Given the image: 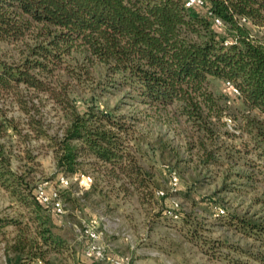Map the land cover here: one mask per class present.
<instances>
[{
  "label": "trees",
  "instance_id": "16d2710c",
  "mask_svg": "<svg viewBox=\"0 0 264 264\" xmlns=\"http://www.w3.org/2000/svg\"><path fill=\"white\" fill-rule=\"evenodd\" d=\"M211 16L221 24H214ZM9 45L15 54L0 48L2 90L14 92L23 84L52 94L55 83L64 86V94L53 98L67 102L72 90L60 74L84 88L94 81L96 93L80 106L64 107L66 121L59 136H49L37 120L31 126L35 137L50 143L62 175L79 172L84 163L102 166L108 176L125 180L135 190L149 184L148 173L127 150L125 115L117 112V104H98L107 91H124L140 103L173 105L197 133L200 163L220 164V157L230 156L212 141L211 118L219 120L224 107L217 102L220 96L208 89L209 79L221 80L225 103L238 98L253 112L244 114L240 132L248 137L244 147L250 145L263 159L264 171V0H203L200 7H185L184 0H0V46ZM73 54L80 55V62L72 60ZM225 80L238 95L225 88ZM0 117V189L28 209L18 218L0 217V228L15 227L5 238V264L35 259L60 264L58 256L69 245L53 231L51 214L35 197L37 183L28 168L12 167L3 137L7 129L17 135L20 130L11 119ZM174 212L182 216L179 209ZM228 218L240 233L264 241V223L252 215Z\"/></svg>",
  "mask_w": 264,
  "mask_h": 264
},
{
  "label": "rangeland",
  "instance_id": "374dc122",
  "mask_svg": "<svg viewBox=\"0 0 264 264\" xmlns=\"http://www.w3.org/2000/svg\"><path fill=\"white\" fill-rule=\"evenodd\" d=\"M223 29L220 27L219 33ZM0 48L15 54L12 45ZM72 56V60L80 62V55ZM91 71L92 78H96L95 71ZM60 75L64 82H69L67 89L72 90L67 102L53 98V94H64V86L55 83L52 94L23 84L14 92L0 89V115L11 119L20 130L17 135L7 129L3 137L11 149L12 167L28 168L33 182H48L46 187L56 185L62 172L55 167L47 139L34 136V120L49 136H59L66 121L64 107L80 106L82 100L96 93L94 81L85 83L89 87L84 88L83 84ZM208 89L220 96L217 102L224 107L219 120L211 118L215 130L212 141L230 156H219L220 164L216 165L200 163L197 133L175 112L173 105L140 103L125 97L124 91H107L98 98L100 106L111 108L117 104V112L125 115L129 124L127 150L148 173L149 184L135 190L125 180L116 181L108 176L102 166L97 169L82 163L79 172L90 175L95 188L91 190V185L78 195L73 183L66 190L59 188L64 213L55 215L46 207L53 231L69 245L58 256L60 264H108L83 257L85 240L80 234L81 225L90 218L98 220V241L104 253L127 255L132 264H264V241L240 233L228 218L245 214L264 223L263 159L255 155L250 145L244 147L248 137L240 132L244 114L253 112L238 98L225 103L221 80L209 79ZM225 117L230 118L229 124ZM168 171H174L178 178L174 191L169 190ZM124 186L127 190H123ZM157 190L163 195H157ZM171 200L177 202L183 217L173 219L163 214L164 209L170 208ZM27 210L0 189V217L18 218ZM216 212L221 216H216ZM14 233L12 225L0 228V264L5 262V238Z\"/></svg>",
  "mask_w": 264,
  "mask_h": 264
},
{
  "label": "built area",
  "instance_id": "2783aa9c",
  "mask_svg": "<svg viewBox=\"0 0 264 264\" xmlns=\"http://www.w3.org/2000/svg\"><path fill=\"white\" fill-rule=\"evenodd\" d=\"M203 0H184V6L185 7H191V6H202ZM210 15V13H208ZM211 20L214 24L220 25V20L215 17L211 16ZM239 22H244V18H239ZM228 41H225L224 44H226ZM225 88L228 89V91L232 95H238L239 92L237 88L230 82L225 80L224 82ZM226 123H230V118L225 117L224 118ZM48 182H43L40 184H37L34 189L35 197L39 200V202L48 207L52 213L55 215H61L64 213L63 209V203L59 196V188H69L71 184H75L77 188L76 195L82 194V192L86 191L91 183L92 178L90 175L82 173V172H76L70 176L66 175H59L56 180V185H49L46 187L45 185ZM178 183L177 175L174 171H168V185L169 190L174 191L176 189V185ZM157 195H163V192L161 190L156 191ZM177 202H174L171 200L170 208L166 210V214L168 216L172 217L173 219L177 218L176 213L174 210L177 209ZM219 213H222L221 209H218ZM100 220V218H99ZM81 236L83 237L84 246H83V257L90 260V261H105L108 262V264H132L130 261V258L127 255L124 256H109L106 255L103 251L102 246L99 244L98 238L100 231L98 230V220L94 218H90L83 222L81 225ZM32 264H41V261L38 259L31 260ZM26 264V263H25Z\"/></svg>",
  "mask_w": 264,
  "mask_h": 264
},
{
  "label": "crops",
  "instance_id": "0c3cea01",
  "mask_svg": "<svg viewBox=\"0 0 264 264\" xmlns=\"http://www.w3.org/2000/svg\"><path fill=\"white\" fill-rule=\"evenodd\" d=\"M85 259H86V258H85ZM87 260H88V259H87ZM25 263H26V264H32L31 261H26V262L24 261L22 264H25ZM4 264H5V262H4Z\"/></svg>",
  "mask_w": 264,
  "mask_h": 264
}]
</instances>
